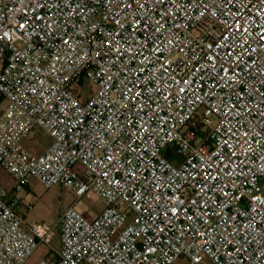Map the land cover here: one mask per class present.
<instances>
[{
	"label": "built area",
	"instance_id": "obj_1",
	"mask_svg": "<svg viewBox=\"0 0 264 264\" xmlns=\"http://www.w3.org/2000/svg\"><path fill=\"white\" fill-rule=\"evenodd\" d=\"M0 103L14 192L76 197L58 229L2 192L0 264H264V0H0Z\"/></svg>",
	"mask_w": 264,
	"mask_h": 264
},
{
	"label": "rangeland",
	"instance_id": "obj_2",
	"mask_svg": "<svg viewBox=\"0 0 264 264\" xmlns=\"http://www.w3.org/2000/svg\"><path fill=\"white\" fill-rule=\"evenodd\" d=\"M93 89H95V85L85 79L81 84V88H79L85 97H89ZM4 105V103H0V109ZM46 141L47 135L41 130H36L24 140L23 145L32 153L40 154L46 148ZM12 185L14 186L12 177L5 171L0 170V194L6 192ZM28 194L31 195L34 204L30 211H27L24 206L26 203L25 197ZM11 195L23 201L19 205V213L25 217L27 222H50L57 224L58 229L63 212L76 201L75 195L62 186L57 185L52 188H47L36 179H32L29 185L20 193H15L14 190H11ZM75 208L79 212L86 211V217L89 220H93L104 210L105 201L97 193L91 191L89 197H84L76 203ZM54 246H58V239L55 240ZM49 253V248L41 245L31 256L30 264H39Z\"/></svg>",
	"mask_w": 264,
	"mask_h": 264
},
{
	"label": "crops",
	"instance_id": "obj_3",
	"mask_svg": "<svg viewBox=\"0 0 264 264\" xmlns=\"http://www.w3.org/2000/svg\"><path fill=\"white\" fill-rule=\"evenodd\" d=\"M4 107V106H3ZM50 142H51V139H50V137L49 136H47V141H46V147L50 144ZM46 149V148H45ZM0 170H3V169H0ZM3 171H5V170H3ZM6 172V171H5ZM7 173V172H6ZM13 179V178H12ZM13 182H14V180H13ZM13 185H12V187L11 188H8L7 189V191H6V193H7V197L5 198L6 199V201H9V200H16V198L15 197H13L12 195H11V190H14L13 189ZM27 196V195H26ZM18 200V199H17ZM21 202L20 203H22V200H20Z\"/></svg>",
	"mask_w": 264,
	"mask_h": 264
}]
</instances>
